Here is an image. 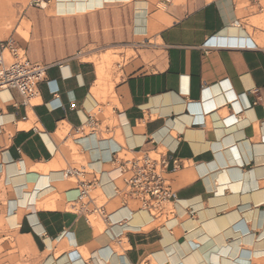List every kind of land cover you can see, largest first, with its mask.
Returning a JSON list of instances; mask_svg holds the SVG:
<instances>
[{
  "label": "crops",
  "instance_id": "0c3cea01",
  "mask_svg": "<svg viewBox=\"0 0 264 264\" xmlns=\"http://www.w3.org/2000/svg\"><path fill=\"white\" fill-rule=\"evenodd\" d=\"M30 2L0 0V42L47 66L31 105L0 91V264H264V0ZM140 151L183 161L170 220L117 194Z\"/></svg>",
  "mask_w": 264,
  "mask_h": 264
},
{
  "label": "built area",
  "instance_id": "2783aa9c",
  "mask_svg": "<svg viewBox=\"0 0 264 264\" xmlns=\"http://www.w3.org/2000/svg\"><path fill=\"white\" fill-rule=\"evenodd\" d=\"M50 0H31L30 6L46 9ZM47 66L31 62L24 55L13 39L0 42V91L15 90L24 107L31 105V100L39 93V85L46 79ZM94 130L95 122L90 119L82 127ZM113 162L119 170L122 188L117 194L125 202H134L139 208L151 213L156 220L167 221L174 216L175 193L167 175L171 170L183 166V161L165 154L140 151L132 156L116 154ZM81 172L67 169V177L79 178ZM79 196L73 201V207L85 214L86 219H107L108 215L99 197L95 194L98 188L96 181L86 183L79 181Z\"/></svg>",
  "mask_w": 264,
  "mask_h": 264
},
{
  "label": "rangeland",
  "instance_id": "374dc122",
  "mask_svg": "<svg viewBox=\"0 0 264 264\" xmlns=\"http://www.w3.org/2000/svg\"><path fill=\"white\" fill-rule=\"evenodd\" d=\"M107 68L108 70L112 69V62L111 60H108L107 62ZM108 78H110V75H108ZM26 263V257L22 255H18L17 251L13 250V264H25Z\"/></svg>",
  "mask_w": 264,
  "mask_h": 264
}]
</instances>
